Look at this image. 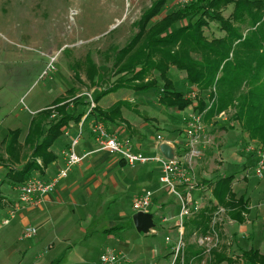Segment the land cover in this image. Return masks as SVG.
I'll return each mask as SVG.
<instances>
[{"label":"rangeland","instance_id":"rangeland-1","mask_svg":"<svg viewBox=\"0 0 264 264\" xmlns=\"http://www.w3.org/2000/svg\"><path fill=\"white\" fill-rule=\"evenodd\" d=\"M152 1L0 0V143L6 133L14 129L21 131L19 140L22 142L33 115L48 107L56 98L65 97L70 88L75 92V98L91 101L99 91L105 90L119 76L124 75L116 74L114 52L124 48L137 33L134 24ZM182 3L183 0H168L166 10L169 12L176 6L186 5H180ZM231 10L232 6L225 8L223 16L228 17ZM203 34L207 40L224 36L219 30V25L213 22L203 29ZM86 57L89 58L90 67L95 68V73L87 66ZM151 77L158 79L155 72ZM170 77L175 82H181L185 73L172 68ZM180 89L183 91L184 87L181 86ZM190 91L195 97L193 100L189 99L192 105L181 113L182 115L160 107L156 91L137 93L121 88L103 97L97 106L106 108L116 101H125L122 116L128 124V129H121L122 137H129L131 142L137 145L144 140L151 143V140H155L159 135L162 139H173V146L179 149L180 144L185 145L188 141L185 118L188 114L196 113L193 108L197 104L198 89L193 86ZM211 92H214V89H211ZM208 94L204 92L203 97L207 98ZM207 104L210 106L212 101ZM198 114L201 115L203 128L200 142L193 152L190 149L183 152V160L189 168H196L194 173L189 170L196 183L200 184L196 173L214 174L212 169L221 172L222 168L223 176L241 174L246 180H252L250 175L253 173L255 176L258 153L264 152L261 145L250 140L240 124L234 120L235 109L228 107L213 117L210 123L204 122V113ZM121 125L123 124L119 123L117 127ZM246 148H249L250 152H247ZM153 155L152 153L151 156ZM176 155L179 159L180 155ZM238 158L247 160V163L240 168H233L237 166ZM234 160H237L236 163ZM126 169L127 171L116 174L122 179L120 192L105 193L101 189L88 201L77 204L70 202L68 205V210L76 211L74 219L80 220L83 233L80 234L78 230L70 234L71 242L68 244L74 248L78 257L73 255L65 264H99L100 255L106 249H114L120 238L126 242L134 236H143L147 242L158 237L136 231L132 220L135 214L132 211V199L136 194L150 188L144 176L146 173L153 172L152 180L159 183L157 172L160 165L150 162ZM132 172L136 175L134 179L131 177ZM262 177L256 178L260 181ZM1 180L2 176L0 219L16 194L9 183H5L8 186L3 188ZM262 187L264 188V184ZM100 210L102 213H99ZM149 212H152L153 223L158 228L160 217L151 209L147 211ZM112 225L121 227L122 231L110 238L103 231ZM9 227L0 223V234L6 235L4 248L0 242V264H15L19 259L15 253L5 256L7 247L15 251L29 248L34 257L37 255L38 264H49L67 256L66 249H62V245L66 247V244L55 238L56 233L53 232L51 238H46L38 231L35 238L20 241L17 238L21 232L19 234V230L11 229L12 225ZM234 227L225 219L222 225V228H225V231H222V239L228 245L229 256L239 257L246 246L239 247L231 236L232 232H236ZM59 235L62 233L59 232L57 236ZM40 237H43L42 240ZM144 241H138L139 245L142 246ZM196 241L194 239V242ZM52 242L54 248L47 250V246ZM158 250L165 253L161 259L169 264L167 248L160 246ZM150 254L148 253L149 258Z\"/></svg>","mask_w":264,"mask_h":264},{"label":"trees","instance_id":"trees-1","mask_svg":"<svg viewBox=\"0 0 264 264\" xmlns=\"http://www.w3.org/2000/svg\"><path fill=\"white\" fill-rule=\"evenodd\" d=\"M167 4L168 0H153L144 9L134 24L137 33L124 48L114 52L116 74L124 75L92 98L95 106L85 120L114 129L125 123L122 116L125 101H117L107 109L97 106L103 97L121 88L137 93L156 91L160 107L181 114L192 105L186 95L195 86L198 94L193 109L197 114H205V123L231 106L235 109L234 120L264 152V0H193L169 12ZM229 6L231 13L224 17L222 12ZM211 22L219 25L224 33L222 38H205L203 29ZM86 63L95 73L87 57ZM172 68L185 73L183 81L175 82L170 77ZM153 72L158 79L151 77ZM181 86L183 91L179 90ZM67 92L65 97L56 98L33 115L22 145L19 129L9 130L2 139L0 166L6 169L4 181L10 185L24 184L34 172L42 173L54 162L57 157L51 147L61 138L64 128L70 123L79 124L90 109V101L75 98L72 88ZM204 92L209 93L207 98L203 97ZM211 101L209 106L207 103ZM234 178L218 177L211 192L216 205L201 209L185 221L186 263L203 261V248L197 242H190V238L194 233L205 235L210 230L217 206L225 210L228 221L243 224L249 203L233 193ZM154 204L153 199L151 206ZM216 228L221 243L210 251L206 264H264V254L253 247L239 257L229 256L222 228ZM121 231L116 226L103 233L115 235ZM50 264H62V259Z\"/></svg>","mask_w":264,"mask_h":264},{"label":"crops","instance_id":"crops-1","mask_svg":"<svg viewBox=\"0 0 264 264\" xmlns=\"http://www.w3.org/2000/svg\"><path fill=\"white\" fill-rule=\"evenodd\" d=\"M99 107L102 108V106ZM107 108L109 107L102 109ZM91 123L92 120H85V118L83 117L79 124L75 125L73 123H70L66 128H64L61 138L51 147V152L57 157V159L49 164L46 168H44L42 170V173L34 172L32 174V178H37L44 182H50L58 174V172L62 169L64 163L62 153L69 147L71 140L76 136L79 127L81 128L82 134L76 147V152L79 155L88 154L84 161L80 165L73 167V169L68 173L67 177L60 180L51 193L43 196L42 201L38 207H30L27 204L18 202L17 187L19 185L12 186L16 194L11 200L10 205L6 206V209L4 210V213L0 219L1 221L2 219L7 218L8 212L13 207L18 206V210L15 212L14 217L9 219L7 227H9V225H12L11 229L19 230L20 234L25 226L32 225L37 228V232H42V234L46 238H51L53 232L56 233V236L59 232L62 233V235H59L57 237L55 236V238H58V240L62 241V244H66V247L62 245V249H66L67 251V256L65 257V259H62V264L67 263L73 255L78 257L77 253L74 252V248H72L71 245L68 244V242H71L70 234H72L73 232H77L78 230L80 231V234L83 233L81 231L80 220L74 219L76 211L68 210V205L70 204V202H74L75 204H77L88 201L95 193H97V191L101 189L102 192L105 193L120 192L122 190V179L121 176H117L116 174H121L122 172L127 171L126 168H133L129 167L118 156L110 155L106 152L97 151L96 144L90 133ZM122 124L123 125H121V127L119 128L116 127L114 129L113 127H108L107 130L110 133L116 135V137L120 140L125 138L129 139V137L127 136L122 137L120 135L121 129L122 131L128 129L127 123ZM123 126H125V128ZM151 141V143H147L144 140V142L137 145L133 142L132 143L134 145L135 151L141 152L145 156H151L152 153L156 154L154 153L156 152V141ZM162 141L171 144L174 151H176V154L180 155V158L178 159L180 163H182L185 167H188V164L185 162V160H183V152H187L188 149L186 144H180L181 146H179V149L176 148L175 150L173 146V143L175 141L173 139L170 138L169 140V138H163ZM19 143L22 145L23 141L20 142L19 140ZM176 154L175 157L177 156ZM121 161H123L125 164L122 165ZM236 161L234 163H236ZM38 163H40V161H38ZM245 163H247V160L238 158V161L236 163L237 166L235 165L233 166V168H240L245 165ZM196 164L197 162L196 160H194V165ZM209 168H211V166H209ZM194 169L196 170L195 166L190 168L191 173L192 171L194 173ZM5 170L6 169L4 167L0 166V176L3 177V180H1L3 188L8 186L5 184L7 182L4 181V175L6 174ZM212 172H214V174H206L203 172L202 175H199L198 173H196L197 177L200 178H198L200 184L199 187L193 191L192 195L194 200H196L200 204L201 209L216 205V201L213 199L211 193L212 186L215 181L214 179L218 178L217 176H223L224 171L222 168L221 172L214 169H212ZM152 175L153 172H148L144 175L146 181L149 182L150 188L147 190H151L154 193L153 199L155 201V204L151 206V211L156 212L154 214H158L159 217L162 215L170 217L175 216L179 211L176 198L174 196L172 197V195L169 194L158 183V181H153ZM237 175L234 176L235 178L232 183V191L236 195V197L243 196L249 204L248 212L244 215L243 224L238 225L234 221H229V223L235 226L234 228L236 231L232 232L233 234L231 236L233 237V239H235L239 247L243 245L246 246L244 251L249 250V248L253 247L258 249L261 254H264V188L262 187V185L264 184V176L262 177V180L259 181L252 173L250 175L252 180L249 181L246 180L243 175ZM135 176V173L132 172V179H134ZM159 176L160 172L158 170L157 177L159 178ZM245 177L247 178L248 176ZM250 177L248 178L250 179ZM240 180L242 181L240 182ZM207 181L209 182L207 183ZM99 213H102V211L100 210ZM112 227L116 226L112 225L111 227H109V229ZM222 231H225V228H222ZM165 233V230L160 231L159 234L156 235L158 237L153 236L155 238H152L147 242L144 241L145 238H143V236H134L132 239H129L126 242L125 240L120 238V242L114 247V249L111 250L120 254V256L124 257L133 264H166L167 262L161 259V256H165V253H162L160 250H158L160 246H163V248H167V246H165L163 242V236L165 235ZM107 236L112 238L111 236L114 235ZM5 237V233L0 234V242L3 248L6 246H4L6 242ZM41 238L43 237H40V239ZM17 239H19V237ZM194 239H196V237L192 235L190 240L194 242ZM138 241H144L142 243V246L139 245ZM50 244L51 245L47 246V248L49 247L47 250H52L54 248V243L52 242ZM5 251L7 253L5 256L7 257L14 253V255L19 256V259L15 262V264H38L39 262L36 257L37 255L34 257L33 253L29 251V248L15 251L7 247V250ZM148 253H151L150 258L148 257ZM148 258L150 260H148ZM41 259L42 261L46 262L44 258Z\"/></svg>","mask_w":264,"mask_h":264},{"label":"built area","instance_id":"built-area-1","mask_svg":"<svg viewBox=\"0 0 264 264\" xmlns=\"http://www.w3.org/2000/svg\"><path fill=\"white\" fill-rule=\"evenodd\" d=\"M190 0H183L186 3ZM180 5H184V4ZM193 92L186 95L187 99H194ZM94 103L90 101V109L84 116L89 115L90 110L94 107ZM186 122V146L191 152L200 142V137L203 132L201 115L197 113L188 114L185 118ZM91 136L96 144L98 152H106L110 155H115L121 158L129 167L136 165H144L150 162H156L160 165V185L171 195L177 202L179 211L173 216H160V223L157 228L154 225L149 230L150 235L156 236L160 231H166L163 236L164 245L167 246V255H169V264H193V261L185 262L186 241L184 238V223L192 218L201 210L200 204L194 200L193 191L199 187L193 176L190 174L189 166L185 167L175 157L174 160H166L158 151V146L163 143L161 136L155 139L156 154L153 156H145L141 152L134 149L133 143L125 138L118 139L116 135L110 133L106 126L101 122H92L90 126ZM81 128L76 136L71 140L69 147L62 153L63 167L58 174L50 181L44 182L37 178H30L27 182L17 187L18 202L29 205L30 207H38L43 196L51 193L57 186L60 180L65 179L73 167L80 165L88 154L79 155L76 152V147L81 138ZM250 152L249 148H246ZM258 163L255 168V177L261 178L264 175V154L258 153ZM154 193L151 190H146L140 194H136L132 199V211L137 213H147L151 207ZM18 206L13 207L5 219L0 221L1 225L6 226L9 219L13 218ZM227 219L225 210L221 207H216L212 215L210 230L205 235L194 233L196 242L203 248L204 259L201 264L206 263L210 251L215 249L221 243L220 233L216 226H222L224 220ZM154 224V223H153ZM147 234V235H148ZM37 235V228L32 225L25 226L20 234V241L31 240ZM99 264H133L120 254L111 249H106L99 257Z\"/></svg>","mask_w":264,"mask_h":264},{"label":"water","instance_id":"water-1","mask_svg":"<svg viewBox=\"0 0 264 264\" xmlns=\"http://www.w3.org/2000/svg\"><path fill=\"white\" fill-rule=\"evenodd\" d=\"M158 151L166 160H174L175 151L171 144L163 142L158 146ZM133 224L137 232L147 235L149 230L154 227L153 216L150 213H137L133 215Z\"/></svg>","mask_w":264,"mask_h":264}]
</instances>
